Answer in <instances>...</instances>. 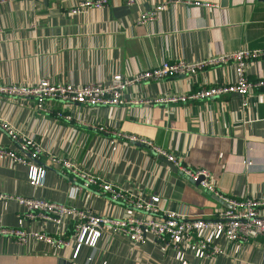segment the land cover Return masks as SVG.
<instances>
[{
  "label": "crops",
  "instance_id": "crops-1",
  "mask_svg": "<svg viewBox=\"0 0 264 264\" xmlns=\"http://www.w3.org/2000/svg\"><path fill=\"white\" fill-rule=\"evenodd\" d=\"M80 1L0 2V83L35 84L41 78L104 81L115 73L156 67L163 60L193 63L222 52L264 48L261 0H138L130 14L115 11L124 5L122 0H111L107 7L72 14ZM163 4L166 8L155 20L139 22L145 10ZM247 71L251 81L264 76V58L250 62ZM236 78L231 62L194 76L143 82L126 95L129 100H153L174 89L189 93ZM243 99L227 94L187 103L129 101L104 107L53 100L43 109L33 97L0 96V119L44 147L39 159L29 161L47 169L45 183L33 185L27 164L0 158V193L46 197L112 218L128 214L130 206L124 202L112 201L101 188L86 187L70 172L50 165L49 155L57 152L134 198L158 195L161 212L212 219L227 201L127 136L153 142L194 170H208L224 196L264 198V87L254 89L246 106ZM0 147L18 149L1 124ZM0 214L7 226L56 231L54 224L27 220L14 199L0 202ZM200 236L222 245L223 252L209 256L197 241L177 249L151 235L137 243L106 232L97 247L84 246L75 259L74 246L56 251L34 239L20 245L0 236V264H264L262 238L230 242L210 230Z\"/></svg>",
  "mask_w": 264,
  "mask_h": 264
},
{
  "label": "built area",
  "instance_id": "built-area-1",
  "mask_svg": "<svg viewBox=\"0 0 264 264\" xmlns=\"http://www.w3.org/2000/svg\"><path fill=\"white\" fill-rule=\"evenodd\" d=\"M12 0H0L9 2ZM138 0H122L129 7ZM111 4V0H81L72 10V14L85 12L92 8H104ZM200 4V3H198ZM166 8V4L145 10L139 22L149 23ZM264 58L263 49L242 48L234 52H222L199 62H188L184 59L163 60L158 66L138 71L134 74L115 73L104 81H94L82 84L61 82L43 78L35 84H2L0 83V96H14L35 99L38 107L49 101L59 100L68 105L80 104L87 107H104L123 105L128 101L139 102H172L187 103L189 101H203L217 98L227 94H240L243 106H246L250 95L255 88L264 87V76L251 81L248 76L250 62ZM234 63L237 78L234 81H222L209 85H201L189 93L166 92L153 100H129L126 93L132 86L148 81H159L171 76L191 75L207 67ZM69 118L70 116L60 114ZM1 126L8 132L13 140L18 142V149L0 147V158L10 159L12 162L27 164L29 167L28 179L33 185L45 183L46 168L31 163L29 158L39 159L44 147L37 141L22 133L15 126L0 119ZM132 141L148 146L155 154L165 156L170 162L193 181L199 180L200 185L228 202V206L215 211L212 219H192L180 216L176 212L159 208L160 197L152 195L145 198H134L133 194L124 191L103 176L93 174L75 160L65 157L57 152L49 155L50 165L62 171L70 172L75 181L82 180L86 187L97 186L108 194L115 202H124L130 206V211L123 218H112L99 215L93 211L54 201L38 196H8L0 193V202L14 199L20 204L25 218L30 221L51 223L56 226L54 234L44 230H34L28 227L7 226L0 214V236L14 240L20 245L31 239L46 244L52 250H61L74 246L73 258H77L84 246L97 247L100 239L107 232H113L127 237L133 242L142 243L148 235L153 236L160 244L169 248L181 249L193 241H197L199 249L209 256L223 252V246L212 243L201 237V232L210 230L226 238L230 242L251 241L263 239L264 244V198L243 196L240 198L227 197L218 190L217 183L210 176L208 170H196L183 164L175 154L156 146L153 142L136 136H127Z\"/></svg>",
  "mask_w": 264,
  "mask_h": 264
},
{
  "label": "water",
  "instance_id": "water-1",
  "mask_svg": "<svg viewBox=\"0 0 264 264\" xmlns=\"http://www.w3.org/2000/svg\"><path fill=\"white\" fill-rule=\"evenodd\" d=\"M44 1H45L46 4H48V1H49V0H44ZM261 1H264V0H261ZM117 10H119V11L121 10V11H122L123 13H125V14H130V13H131V8H130L129 6H127V5H123V6H121V7H120V6H119V7H116V8H115V11H117ZM239 95H240V94H239ZM240 96H241V95H240ZM201 180H202V177H200L199 180H197V181H195V182H196L197 184H199ZM63 264H74V263H73V261L69 260L68 263L65 262V263H63Z\"/></svg>",
  "mask_w": 264,
  "mask_h": 264
},
{
  "label": "rangeland",
  "instance_id": "rangeland-1",
  "mask_svg": "<svg viewBox=\"0 0 264 264\" xmlns=\"http://www.w3.org/2000/svg\"><path fill=\"white\" fill-rule=\"evenodd\" d=\"M41 79H43V78H41ZM41 79H39V80H41ZM49 79H51V78H49ZM39 80H38V81H39ZM51 80H53V79H51ZM38 81H37V82H38ZM60 81H61V80H60ZM37 82H36V83H37ZM61 82H71V81H66V80H65V81H61ZM92 82H94V81H92ZM95 82H96V81H95ZM71 83H75V82H71ZM86 83H88V82H86ZM75 84H82V83H75ZM127 103H129L128 100H127ZM127 103H125V104H123V105H126ZM117 106H122V105H117ZM59 170H60V169H59ZM61 171H62V170H61ZM82 209H87V210H89V211H92V210H90V209H88V208H82Z\"/></svg>",
  "mask_w": 264,
  "mask_h": 264
}]
</instances>
